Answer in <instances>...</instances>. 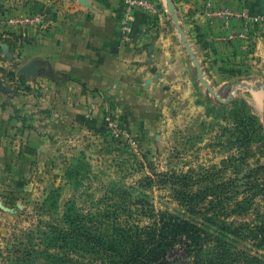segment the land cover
<instances>
[{
    "label": "rangeland",
    "instance_id": "1",
    "mask_svg": "<svg viewBox=\"0 0 264 264\" xmlns=\"http://www.w3.org/2000/svg\"><path fill=\"white\" fill-rule=\"evenodd\" d=\"M207 1L196 6L231 33L186 42L213 94L172 24L186 63L140 126L119 136L105 123L64 139L34 133L31 157L0 155V264H51L46 237L69 213L144 232L162 219L165 232L205 235L170 264H264V62L252 23L226 25ZM174 15L186 36V13ZM85 254L83 264L94 259Z\"/></svg>",
    "mask_w": 264,
    "mask_h": 264
},
{
    "label": "crops",
    "instance_id": "2",
    "mask_svg": "<svg viewBox=\"0 0 264 264\" xmlns=\"http://www.w3.org/2000/svg\"><path fill=\"white\" fill-rule=\"evenodd\" d=\"M151 1L154 12H134L128 48L118 43L120 0H0V21L40 14L46 25L38 30L0 24L2 157L34 155V133L64 139L68 133L102 131L109 113L121 128L141 125V114L177 83L178 64L186 63L165 1ZM172 1L176 11L186 13V39L222 33L219 22L198 9L200 0ZM216 6L247 8L261 18L248 24V38L256 39L264 62V0H217ZM12 164L20 165L17 159Z\"/></svg>",
    "mask_w": 264,
    "mask_h": 264
},
{
    "label": "trees",
    "instance_id": "3",
    "mask_svg": "<svg viewBox=\"0 0 264 264\" xmlns=\"http://www.w3.org/2000/svg\"><path fill=\"white\" fill-rule=\"evenodd\" d=\"M103 218L99 221L74 213L62 216L59 229L46 237L51 264H83V252L94 256L87 264H170L176 250L189 252L205 239L204 234L179 225L165 232L162 227L167 222L162 219H154L152 226H156L144 232L137 227L120 226L108 216Z\"/></svg>",
    "mask_w": 264,
    "mask_h": 264
},
{
    "label": "built area",
    "instance_id": "4",
    "mask_svg": "<svg viewBox=\"0 0 264 264\" xmlns=\"http://www.w3.org/2000/svg\"><path fill=\"white\" fill-rule=\"evenodd\" d=\"M123 6L122 12L118 19V43L121 46H126L128 48L133 47L134 38V12L138 9H143L149 12H154V5L148 0H120ZM214 0H208L207 6L212 7ZM212 14V11L210 12ZM213 15L221 17L226 25H229L231 21L235 20L241 23L243 26L249 23H256L261 18L258 15L251 14L247 8L242 10H231L228 8H219ZM0 24L4 27H19V28H29V29H43L45 21L43 16L40 14H25L23 16H4L0 21ZM244 34H241L242 37ZM104 123L108 131L114 135L119 136L122 133V129L118 121L112 116V114H107Z\"/></svg>",
    "mask_w": 264,
    "mask_h": 264
},
{
    "label": "water",
    "instance_id": "5",
    "mask_svg": "<svg viewBox=\"0 0 264 264\" xmlns=\"http://www.w3.org/2000/svg\"><path fill=\"white\" fill-rule=\"evenodd\" d=\"M164 1H165V6H166V11L171 15L172 22L174 23L175 28H176L178 34L180 35V38L183 42V46L187 52V55L192 59V63L196 69L197 78L201 82L202 87H204L208 92L213 94L214 93L213 90L210 88L209 84L202 77V73L200 71L198 61H196V59L194 58V55H193L188 43L186 42V38H185L183 30L178 25V20H177L176 16L174 15L175 9H174V4H173L172 0H164Z\"/></svg>",
    "mask_w": 264,
    "mask_h": 264
}]
</instances>
